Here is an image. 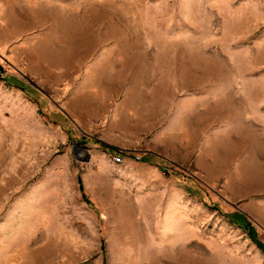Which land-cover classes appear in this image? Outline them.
Segmentation results:
<instances>
[{
  "label": "rangeland",
  "instance_id": "374dc122",
  "mask_svg": "<svg viewBox=\"0 0 264 264\" xmlns=\"http://www.w3.org/2000/svg\"><path fill=\"white\" fill-rule=\"evenodd\" d=\"M0 68V264H264V0H0Z\"/></svg>",
  "mask_w": 264,
  "mask_h": 264
},
{
  "label": "trees",
  "instance_id": "16d2710c",
  "mask_svg": "<svg viewBox=\"0 0 264 264\" xmlns=\"http://www.w3.org/2000/svg\"><path fill=\"white\" fill-rule=\"evenodd\" d=\"M104 144V143H101ZM106 147L115 148L112 145L104 144ZM235 213V214H233ZM233 219L243 228L245 232H247L248 236L259 246L261 249L264 250V241H262L258 235L255 226H253L249 221H245V216L242 213L233 212Z\"/></svg>",
  "mask_w": 264,
  "mask_h": 264
},
{
  "label": "built area",
  "instance_id": "2783aa9c",
  "mask_svg": "<svg viewBox=\"0 0 264 264\" xmlns=\"http://www.w3.org/2000/svg\"><path fill=\"white\" fill-rule=\"evenodd\" d=\"M0 72H3V70L0 68ZM115 160L119 161L122 159L121 152H118L117 155L114 156Z\"/></svg>",
  "mask_w": 264,
  "mask_h": 264
},
{
  "label": "water",
  "instance_id": "95a60500",
  "mask_svg": "<svg viewBox=\"0 0 264 264\" xmlns=\"http://www.w3.org/2000/svg\"><path fill=\"white\" fill-rule=\"evenodd\" d=\"M35 86H37V85H35ZM76 144L79 145V142H75V143L73 144V148H74V153H75V155H76V150L79 148V147H77L78 145H76Z\"/></svg>",
  "mask_w": 264,
  "mask_h": 264
}]
</instances>
